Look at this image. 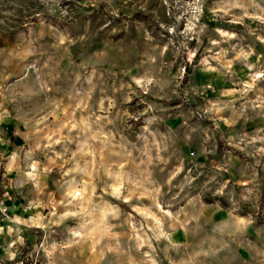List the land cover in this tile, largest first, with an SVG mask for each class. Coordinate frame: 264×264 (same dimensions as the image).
Masks as SVG:
<instances>
[{
	"label": "rangeland",
	"instance_id": "374dc122",
	"mask_svg": "<svg viewBox=\"0 0 264 264\" xmlns=\"http://www.w3.org/2000/svg\"><path fill=\"white\" fill-rule=\"evenodd\" d=\"M0 264H264V0H0Z\"/></svg>",
	"mask_w": 264,
	"mask_h": 264
}]
</instances>
